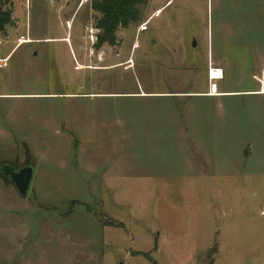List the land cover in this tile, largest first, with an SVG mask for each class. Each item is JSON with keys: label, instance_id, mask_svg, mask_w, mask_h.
I'll use <instances>...</instances> for the list:
<instances>
[{"label": "rangeland", "instance_id": "rangeland-1", "mask_svg": "<svg viewBox=\"0 0 264 264\" xmlns=\"http://www.w3.org/2000/svg\"><path fill=\"white\" fill-rule=\"evenodd\" d=\"M92 1L3 0L0 264H264V0H148L100 49Z\"/></svg>", "mask_w": 264, "mask_h": 264}, {"label": "trees", "instance_id": "trees-1", "mask_svg": "<svg viewBox=\"0 0 264 264\" xmlns=\"http://www.w3.org/2000/svg\"><path fill=\"white\" fill-rule=\"evenodd\" d=\"M147 3L148 0H93L91 10L99 15L95 21V29L99 32L95 49H100L103 45L114 47L116 32L140 23L142 9ZM12 14L11 6L0 0V36L13 24ZM2 167L0 165V177L8 180L1 172Z\"/></svg>", "mask_w": 264, "mask_h": 264}, {"label": "water", "instance_id": "water-1", "mask_svg": "<svg viewBox=\"0 0 264 264\" xmlns=\"http://www.w3.org/2000/svg\"><path fill=\"white\" fill-rule=\"evenodd\" d=\"M1 172L14 186L16 192L20 197H25L27 195L28 188L33 175L32 166H25L20 169H14L12 167L3 166L1 168Z\"/></svg>", "mask_w": 264, "mask_h": 264}, {"label": "built area", "instance_id": "built-area-1", "mask_svg": "<svg viewBox=\"0 0 264 264\" xmlns=\"http://www.w3.org/2000/svg\"><path fill=\"white\" fill-rule=\"evenodd\" d=\"M84 1V0H83ZM86 1V0H85ZM159 11H156L153 15L154 16H157ZM147 23L148 21L146 22H143L139 25L138 29H137V33H143V32H146L147 29H148V26H147ZM137 36V35H136ZM136 36H135V39H136ZM1 41H0V45H1ZM32 41H30L29 39H26V40H18L15 44V47L13 49H15L16 47L22 45V44H31ZM138 48V45L136 43L133 44L132 46V51L133 50H136ZM6 61H7V58H4V59H0V63L5 66L6 65ZM133 66V60L132 58L130 57L126 62H125V67L126 69H130L131 67ZM211 77V70L209 71V78Z\"/></svg>", "mask_w": 264, "mask_h": 264}, {"label": "bare ground", "instance_id": "bare-ground-1", "mask_svg": "<svg viewBox=\"0 0 264 264\" xmlns=\"http://www.w3.org/2000/svg\"><path fill=\"white\" fill-rule=\"evenodd\" d=\"M79 68H82L81 66H78V69ZM211 77L209 78L210 81H218V80H221L222 79V76H221V72L218 71V70H213L211 71ZM211 94L214 95L216 94V86L215 85H211Z\"/></svg>", "mask_w": 264, "mask_h": 264}, {"label": "crops", "instance_id": "crops-1", "mask_svg": "<svg viewBox=\"0 0 264 264\" xmlns=\"http://www.w3.org/2000/svg\"><path fill=\"white\" fill-rule=\"evenodd\" d=\"M157 11H159V10H157ZM14 51V49H12L11 51H10V53L9 54H7L5 57H0V59H4V58H8L10 55H11V53ZM259 94H264V91H262V92H260ZM146 94L145 93H143V92H141L140 93V96H145ZM154 95H158V94H154ZM229 94H224V92H222V93H220V95L219 94H217V90H216V94H214V95H212V94H209L208 96L209 97H217V98H219V97H223V96H228Z\"/></svg>", "mask_w": 264, "mask_h": 264}]
</instances>
